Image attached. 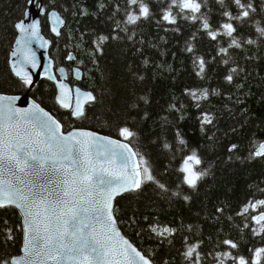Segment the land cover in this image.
<instances>
[{
    "label": "snow or ice",
    "instance_id": "1",
    "mask_svg": "<svg viewBox=\"0 0 264 264\" xmlns=\"http://www.w3.org/2000/svg\"><path fill=\"white\" fill-rule=\"evenodd\" d=\"M49 3L55 4L56 0ZM96 3L97 22L110 26V31L84 29L79 38L83 40L89 32L94 36L91 51L96 64L110 40L132 42L136 58L125 65L123 88L108 79L99 89L73 88L68 83L70 73L75 80L84 78L79 67L58 66L51 55L44 56L43 61L37 56L34 42L47 49L56 47L59 39L71 38L61 31L66 27L62 14L47 7L43 0H24L23 9L11 24L15 35L6 53L7 64L15 78L12 87L19 91L0 92V264H264V187H257L259 196L249 194L235 213L242 219L240 239L232 238L221 227L215 234L201 236L199 228L188 224L186 231L191 235H184L181 247L176 249L173 242L178 228L153 220L145 225L149 236L174 249V254L156 256L155 252L146 254L135 247L118 227L124 222L119 219L121 214L133 226L141 219L149 220L138 205L143 204L150 187L167 198L175 197L191 205L193 194L214 176V168L227 179L230 170L238 165L264 164V138L251 137L243 150L238 143H221V136H228V131L221 132L219 127L221 111L231 109L224 104L217 111L213 103V98L245 103L236 93L252 75L245 65L261 59L256 52H264V0ZM33 9L38 13L35 17ZM78 15L90 14L81 9ZM41 17L50 18L54 39L42 35ZM145 22L154 25L156 32L165 33L156 38L162 44L151 45L160 54L156 62L149 59L147 42L138 35ZM185 23L192 28L180 51L187 56L188 63L183 67L190 86L182 87L179 97L169 95L156 110L148 90L138 82H145V74L153 67L160 76L173 81L181 75L164 58L168 55L167 34L181 35ZM243 28L250 31L244 32ZM205 42L212 46L211 52ZM176 55L171 53L173 59ZM62 58L77 61L71 51ZM42 81L54 85L55 104L67 110L71 118H114L119 139L70 124L66 129L61 119L41 106L38 96ZM238 111L247 113L246 108ZM231 114L235 118L236 113ZM187 120L194 122L191 127L195 145L185 131ZM230 131L235 133L237 128ZM142 136L144 140L155 138L154 150H164L156 153L163 156L156 167L143 151ZM201 141L221 148L212 157L215 164H206ZM173 175L177 177L172 181L175 188L165 182ZM223 195L227 196V192ZM120 199L127 201V209L120 206ZM10 210L18 215V223L5 214ZM225 213L226 205L221 203L212 218L222 221ZM227 220H233V216L228 215ZM245 231L250 234L246 250L241 244ZM17 233L22 234V254L11 255L6 249L16 243Z\"/></svg>",
    "mask_w": 264,
    "mask_h": 264
},
{
    "label": "trees",
    "instance_id": "2",
    "mask_svg": "<svg viewBox=\"0 0 264 264\" xmlns=\"http://www.w3.org/2000/svg\"><path fill=\"white\" fill-rule=\"evenodd\" d=\"M44 4L50 9H54L62 14V17L66 21V27L62 32L66 33V37L70 39H59L56 47L52 50V57L55 59L58 66H64L66 68L79 67L84 73V78L80 86L84 90L99 89L105 79L111 81V84L116 85L119 88H123L126 85L123 83L125 80L124 73L126 72V63L136 58L133 49L132 42L127 40H110L105 46V54L103 57L98 58L99 63L93 62L92 56V39L94 36L91 33H86L81 40L80 33L84 29H95L97 32L107 33L110 31V26L104 23L97 22V3L96 0H56L55 4L49 3V0H44ZM24 7V0H0V92L7 94H16L19 90L12 87L14 77H11L10 68L7 64L6 53L10 51V43L14 38L15 33L11 29L12 22L19 16L20 11ZM86 10L90 15L88 17H81L78 15L79 11ZM73 13H77L73 15ZM215 19V17H213ZM43 32L46 37L51 40L54 39L50 32V26L48 23V17H42ZM192 26L185 23L183 26L182 34L177 35L174 33H168V55L164 58L169 63H172L174 67H177L181 73L175 81L160 76L157 70L153 67L146 75L145 82L140 83L141 87L148 90V94L152 98V107L159 110V106L168 99L169 95L176 97L180 96V89L189 85V77L184 74V65L188 63L187 56L180 51L183 47L184 39L189 35ZM154 25L144 23L138 31V35H142L146 40L145 47L147 48L149 59L153 62L159 61V51L153 47L152 44L161 43L156 38L158 36H164L163 32H156ZM242 31L247 32L250 29L243 28ZM179 41V43H177ZM67 44V47H65ZM205 47L212 51V46L205 42ZM71 51L77 56V61L68 62L63 60L65 52ZM176 52L175 59L172 58L171 53ZM255 55L260 56V60L254 61L252 64H246L248 72L252 75L244 82V88L241 92H237L236 95L240 99H244L245 103L232 104L227 100L217 101L213 98L215 110L221 111L224 104L229 105L228 109H223L220 115L219 127L221 132L228 131V136H221V143L226 145L228 143H238L243 150L248 140L255 136L257 138H264V52H256ZM242 62H243V58ZM82 63H79L81 62ZM139 64L140 62L137 61ZM219 72V70H218ZM215 75V73H214ZM70 77L71 73H70ZM216 83V81H213ZM41 95L38 96V100L42 101V106L48 111L52 112L57 119H61L67 129L70 124L72 127H85L97 131L101 134L118 138L116 133L115 124L116 121L113 118L109 121L104 115H101L99 119L93 118L91 115L87 120L80 121L71 118L66 110L59 108L55 104L54 99V85L50 82H41ZM111 86V85H110ZM233 91H236L233 89ZM247 109V113L243 114L239 112V109ZM102 111V110H97ZM235 112L236 116L233 118L232 114ZM239 121V124L236 121ZM149 126L155 127L152 121L147 122ZM187 127L185 131L188 133L193 145L196 143V136L192 129V120L184 122ZM243 125L242 127L240 125ZM236 127L235 133L230 129ZM145 136L148 133L144 134ZM219 135V134H218ZM155 138H153L154 140ZM144 147L143 151L148 154L153 167L157 166L160 159L163 156H157L156 153H162L164 150L161 148L153 149V140H144L141 137ZM211 142L201 141L200 150L206 152L205 161L207 163L215 164L216 162L212 157L221 151L219 147H209ZM180 153L177 152V156ZM175 166V165H173ZM214 176L207 178V183L200 189V191L194 195V204L186 205L182 201L175 197L167 198L164 193H158V190L150 187L145 193V198L142 205H138L139 211L149 217L147 222L140 220L138 225H129L125 216L121 214L119 219L124 221L120 223V226L124 233L134 242V244L140 248L146 254L155 252L156 256L162 253L174 254V249L167 245L158 244L154 237L149 236L145 227L146 223H151L153 220H157L160 223L171 224L178 228V232L174 239V245L176 249L181 247V243L184 235H191L187 233L186 226L192 224L194 228H199V235L208 236L209 234H215L217 228L221 227L224 232L229 234L234 239H240L242 227V219L235 216V213L239 211L240 206L247 200L249 194L255 193L257 196L260 193L257 191V187H264V164L259 167H245L244 165H238L230 170L227 174L228 178H225V174L221 173L217 169H213ZM240 172V175H236ZM229 179L231 182L229 183ZM177 177L173 175L171 179L165 178V182L169 183L173 188L175 185L172 181H176ZM223 181V183L221 182ZM227 192V196L223 193ZM207 193V195H205ZM226 205L225 217L222 221L213 220V213L215 207L219 204ZM120 206L123 209L128 208V203L124 199H120ZM10 216L13 223H18L19 217L11 210L5 213ZM233 216V220L228 221L227 216ZM244 240L241 241L242 248L246 250L249 244L250 234L246 231L243 233ZM254 244L255 241H252ZM22 234L17 233V241L14 245L9 246L6 251L11 255H19L21 253ZM210 248L211 245H208Z\"/></svg>",
    "mask_w": 264,
    "mask_h": 264
},
{
    "label": "water",
    "instance_id": "3",
    "mask_svg": "<svg viewBox=\"0 0 264 264\" xmlns=\"http://www.w3.org/2000/svg\"><path fill=\"white\" fill-rule=\"evenodd\" d=\"M43 2H44V0H43ZM56 11V10H55ZM58 12V11H57ZM38 15V13L36 12V10L35 9H33V17H35V16H37ZM41 19V32H42V35L44 36V38L45 39H48V40H51L50 38H48V37H46V35L44 34V32H43V26H42V17L40 18ZM52 23H54V21H51ZM48 23H49V26H50V18L48 17ZM65 27H62L61 28V31L64 29ZM50 32H51V28H50ZM51 34H52V37L54 38V34L51 32ZM33 49L36 51V53H37V56L38 57H40L41 58V60L43 61V59H44V56H46V55H51L52 56V50H53V48H47V49H41L40 47H39V45H38V43H36V42H34L33 43ZM74 68H76V67H74ZM81 69V68H80ZM81 71H82V69H81ZM82 73H83V71H82ZM84 74V73H83ZM37 79H39V76H37L36 77ZM75 80V79H74ZM82 81H83V79H81V80H75V82H76V85H72L70 82H69V80H68V83L73 87V88H76V87H79V88H81L82 90H84L81 86H80V84L82 83ZM42 106V105H41ZM43 107V106H42ZM45 110H47L46 108H45ZM64 110V109H63ZM48 111V110H47ZM67 111V110H66ZM102 135H104V134H102ZM107 136V135H106ZM114 138V137H113ZM118 139V138H117ZM118 227H119V229H120V231H121V234L126 238V239H128L135 247H137L135 244H134V242L124 233V231L122 230V228H121V226H120V224L118 225ZM138 248V247H137ZM139 250H140V248H138ZM142 251V250H141ZM22 253H20L19 255H21Z\"/></svg>",
    "mask_w": 264,
    "mask_h": 264
},
{
    "label": "flooded vegetation",
    "instance_id": "4",
    "mask_svg": "<svg viewBox=\"0 0 264 264\" xmlns=\"http://www.w3.org/2000/svg\"><path fill=\"white\" fill-rule=\"evenodd\" d=\"M72 76V75H71ZM69 82L74 86V85H76V82H75V80H74V78L73 77H70V75H69Z\"/></svg>",
    "mask_w": 264,
    "mask_h": 264
}]
</instances>
